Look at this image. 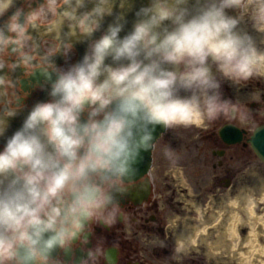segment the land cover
<instances>
[{
    "label": "clouds",
    "instance_id": "obj_1",
    "mask_svg": "<svg viewBox=\"0 0 264 264\" xmlns=\"http://www.w3.org/2000/svg\"><path fill=\"white\" fill-rule=\"evenodd\" d=\"M90 2L96 27L80 34L88 41L83 56L57 65L56 54L73 48L62 41L36 73L48 99L0 149V244L11 264H49L122 191L118 180L135 179L158 126L200 125L230 105L223 82L264 78V40L229 14L235 0H147L123 36L134 0ZM12 4L0 0V14ZM105 16L112 23L91 39ZM17 114L0 111V138Z\"/></svg>",
    "mask_w": 264,
    "mask_h": 264
},
{
    "label": "flooded vegetation",
    "instance_id": "obj_2",
    "mask_svg": "<svg viewBox=\"0 0 264 264\" xmlns=\"http://www.w3.org/2000/svg\"><path fill=\"white\" fill-rule=\"evenodd\" d=\"M133 3L141 7L147 0ZM262 5L264 0H235L228 10L230 15L241 19L239 27L250 32L258 43L264 40ZM43 7L49 10L44 0H14L0 14V111L18 110L9 119V128L2 137L6 140L21 126L32 106L48 99L36 73L47 66L46 59L58 52L62 41L50 39L52 43L42 45L41 41L48 35L42 37L40 31L48 30L51 25L39 22L50 15L40 11ZM74 15L77 18L78 14ZM76 20L70 22L69 31L78 32V27L72 25ZM129 30L126 28L121 36ZM60 31L67 33L64 27ZM67 41L73 44L72 51L67 56L57 53L53 58L65 68L76 63L82 51L78 40ZM259 46L264 48V43ZM222 92L230 105L202 124L158 126L151 147L141 152L135 165V179L118 180L116 186L122 191L114 192L112 203L93 211L78 234L55 253L49 264H241L237 255L232 259L227 254L223 259L214 257L215 252H226L231 246L225 238L219 248L216 244L220 242L219 235H224L226 226L231 224L232 216L226 213L219 216L217 212L205 215L197 211L196 197L186 189H178L188 187L185 172L193 168L194 154H201L203 147L214 161L213 173L223 170L228 173L234 162L241 161L242 155H254L249 141L264 127V78L253 77L239 85L225 81ZM225 126L240 132L238 144L228 146L222 140L220 131ZM194 127L199 130L195 131ZM2 138L0 149L6 143ZM234 169V172L240 170L238 166ZM231 176L214 180L213 175L208 182L211 185L218 182V186L227 190L232 184ZM237 215L242 219L241 212ZM205 230L207 234L203 233ZM238 234L239 249L245 243L244 231ZM8 257V247L0 244V259L11 264Z\"/></svg>",
    "mask_w": 264,
    "mask_h": 264
},
{
    "label": "rangeland",
    "instance_id": "obj_3",
    "mask_svg": "<svg viewBox=\"0 0 264 264\" xmlns=\"http://www.w3.org/2000/svg\"><path fill=\"white\" fill-rule=\"evenodd\" d=\"M45 4L49 6V10L45 7L41 8L40 11L44 13H50L49 17L43 18L40 22V24L46 25V24H55L56 21L59 18V11L63 8V6L67 3L68 0H44ZM90 0H86L84 6H80V0L78 2H75L73 9H79L83 8L86 5H89ZM119 4L116 5V10H118L120 7H118ZM79 7V8H78ZM38 12L39 15H41V12ZM115 12V11H114ZM41 17V16H39ZM85 18V17H84ZM89 17L85 18L84 20H88ZM75 24V23H73ZM96 24V23H95ZM96 25H93L92 29H94ZM81 29V25H79V30ZM84 29V26H83ZM46 37L43 39L42 45H46L48 42L52 43L50 41V38ZM235 90L233 89V93ZM195 131L199 130L196 127H194ZM194 165L191 170L188 172H185L187 177H185V180L189 183L188 187L185 186L183 188H178L180 190L186 189L187 192L196 197L194 198L197 202H195V206L199 207L205 215L212 216L215 212L219 214V216L223 215V213L228 214L231 216L234 212L233 208L229 206L230 202H233L234 200H237L238 198H244L245 196L250 197L252 201V205L254 208V215L256 217H262L264 215V202L260 201V198H264V165H262L259 161H257L256 157L254 155H242L241 161L238 164H235V162L232 165V168L230 167V171L228 173L226 170L219 171L216 173L212 172L211 164L214 162L211 160V156L209 154H206L204 151V147L202 148L201 154H194ZM239 167L240 170H237L236 172L234 168ZM182 175V174H181ZM180 175V177H181ZM213 175H215L214 180L223 178L229 179L231 176L233 179L232 184L230 187H228L227 190L224 189V187L218 186L219 183L215 182L211 185V183L208 182V180H212ZM236 180L242 181L240 184L235 183ZM207 181V182H206ZM206 182V183H205ZM186 184V183H185ZM256 185V186H255ZM229 203V204H228ZM226 210V211H223ZM236 210V209H235ZM242 214V213H241ZM231 219V218H230ZM242 223H247L248 218L246 215H242ZM240 227V226H239ZM242 229L244 231L243 234V242L245 241L243 248H237L240 244H238V241H241V237L239 234L235 233L233 236H227L225 239H229L231 242V246H229V249L226 252H215L217 259H223L222 256L228 255V259H232V257H238V260L241 264H247L248 262H251L252 264H259V261H254L251 256H241L243 253H247L248 247L251 245L254 246L253 243L250 242V236H249V227L244 226L238 228V232L241 233ZM237 231V230H236ZM203 233H208V231H204ZM242 236V235H241ZM249 236V237H248ZM228 241V244L230 245V242ZM242 242V243H243ZM256 244H260V246L264 247V237L261 235L256 242ZM222 248V247H221ZM221 250V249H220ZM252 259V260H251ZM251 260V261H249ZM260 262L264 263V256L262 255L260 257Z\"/></svg>",
    "mask_w": 264,
    "mask_h": 264
},
{
    "label": "bare ground",
    "instance_id": "obj_4",
    "mask_svg": "<svg viewBox=\"0 0 264 264\" xmlns=\"http://www.w3.org/2000/svg\"><path fill=\"white\" fill-rule=\"evenodd\" d=\"M66 18L67 17H61L60 21H62V24L66 23V21H67ZM61 28H62V26H61ZM59 30H60V27L56 28V30H54V31L52 30L53 32H51V33H53L55 35H58L59 41H67L69 39L70 40H78V39H76L78 37V34L75 35L76 33L73 30L72 31H69V30L66 31L67 32L66 34H62L61 31H59ZM87 31H90V30L88 29ZM74 37H76V38H74ZM78 41L80 42V40H78ZM83 47L84 46H82V48ZM1 140H6V139L2 138ZM260 201L264 202V198L261 197ZM252 204L253 203H252L250 197H248V196H245L244 198H238L237 200H234L233 202H230L229 206L231 208H233V211H234V212H231V213H233L231 215L232 219H230V221H232V222H231V224L229 223L226 226L225 234L224 235L223 234L219 235L220 242H218L216 244V247L219 248V246L222 245V242H223L224 238H226L228 235L229 236H233L235 233L238 234V227L239 226L244 227L246 225V226L249 227L250 242L253 243L254 246H252V245H251V247L249 246L248 247L249 251L246 254L245 253L241 254V256H243V258H244V256H247V255L251 256V254H252V259H254L253 257L257 256L254 261H256V262L259 261V264H262L260 262V257L262 255L264 256V247L260 246V244H256V242L258 241V239H259V237L261 235L264 237V215L262 217L261 216L260 217H256V215H254V208L255 207ZM197 211H201V210L198 208ZM223 211H226V210L223 209ZM237 212L238 213L241 212L242 214L244 213V215H246L247 218H248V222L245 223V224L242 223L241 221H243V220H241L238 217L239 215H237ZM220 214L221 213L219 212V215ZM251 260H249V261H251ZM247 264H252V263L248 262Z\"/></svg>",
    "mask_w": 264,
    "mask_h": 264
},
{
    "label": "water",
    "instance_id": "obj_5",
    "mask_svg": "<svg viewBox=\"0 0 264 264\" xmlns=\"http://www.w3.org/2000/svg\"><path fill=\"white\" fill-rule=\"evenodd\" d=\"M220 137L226 145H234L241 140L240 132L232 127H225L220 131ZM259 160L264 164V127L255 132L250 141Z\"/></svg>",
    "mask_w": 264,
    "mask_h": 264
}]
</instances>
